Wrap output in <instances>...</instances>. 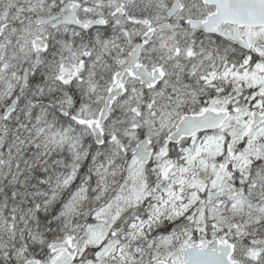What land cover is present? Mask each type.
Returning a JSON list of instances; mask_svg holds the SVG:
<instances>
[{"label":"snow or ice","instance_id":"snow-or-ice-1","mask_svg":"<svg viewBox=\"0 0 264 264\" xmlns=\"http://www.w3.org/2000/svg\"><path fill=\"white\" fill-rule=\"evenodd\" d=\"M0 264H264V0H0Z\"/></svg>","mask_w":264,"mask_h":264}]
</instances>
